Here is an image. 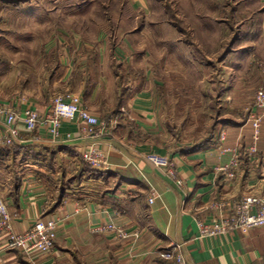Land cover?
Masks as SVG:
<instances>
[{"label": "crops", "instance_id": "obj_1", "mask_svg": "<svg viewBox=\"0 0 264 264\" xmlns=\"http://www.w3.org/2000/svg\"><path fill=\"white\" fill-rule=\"evenodd\" d=\"M194 1L177 0L173 19L152 21L156 11L151 0H129L131 10L144 15H120L112 34L97 33L95 46L85 43L83 28L61 31L60 42L67 36L75 43L72 56L65 51L56 65L47 66L36 89L18 97V107L44 111L58 93L73 91L100 124L93 135H85L83 121L63 119L60 139L53 140L43 129L23 132L6 154L1 152L0 195L7 200L15 230L24 232L44 218L57 222V238L53 253L32 255L6 248L0 239V264H173L162 253L175 242L182 243L187 264H264V226L206 236L198 230L199 220L215 219L216 202L264 196V120L258 152L247 154L258 86L246 98L240 88L243 69L258 73L259 86L264 84V58L257 55L264 54V15H253L248 29L247 24L237 29L238 43H244L242 36L257 35L254 41L234 46L230 38L218 60L222 77L212 83L220 91L210 100L216 107L231 108V114L218 113L206 129L197 128L199 104L191 93L189 69L194 60L211 61L198 44L197 29L186 20L200 11ZM227 16L237 24V15ZM228 20L217 15L210 24L224 28ZM147 30L163 37L156 44V62L151 50L135 41ZM185 33L192 41L183 38ZM244 46L243 58L238 49ZM47 47L53 50V43ZM0 101L11 104L13 98L0 96ZM89 147L104 153L107 167L91 166L97 171L91 172L79 165ZM153 151L174 157L181 183L146 160ZM236 153L239 163L226 179L218 168L231 164ZM153 189L158 195L150 203ZM59 190L63 197L57 202ZM101 225L114 230H94ZM120 228L129 234L117 236Z\"/></svg>", "mask_w": 264, "mask_h": 264}, {"label": "rangeland", "instance_id": "obj_2", "mask_svg": "<svg viewBox=\"0 0 264 264\" xmlns=\"http://www.w3.org/2000/svg\"><path fill=\"white\" fill-rule=\"evenodd\" d=\"M151 1L152 10L156 11L152 21L171 20L174 18L175 10L180 7V5L177 7V0H159L162 3ZM227 1L229 0H196L194 1L196 9L200 11L195 10L194 15H187L188 19H186L192 30L197 29L195 37L198 44L206 49L211 61L201 63L194 60L195 64L193 62L189 69L192 81L191 93L199 104L197 128L206 129L211 116L215 117L218 113L231 114V108L216 107L217 102L210 100L211 94L216 95L220 91L219 85L212 83L213 80L222 77V68L218 66L220 64L218 60L230 38L235 39L234 46L243 43H238V28L247 24L248 29L249 24L254 22L253 15H264V0H236L239 2L238 5L234 3L235 0H231L228 6ZM235 5L237 9L233 10ZM131 7L129 0H0V96L13 98L22 96L23 93L30 94L36 89L37 82L40 81L38 79L44 77L48 67L51 68L60 58L62 59L65 51L72 56L75 43L67 36H63L60 42L62 30H67V27L80 31L84 29L82 38L85 43L95 46L98 40L97 33L109 30L112 34L120 15L143 14L136 10L133 12ZM165 7H168L167 15L163 10ZM181 15L184 18L183 13ZM196 15L199 17L197 18ZM204 15L207 18L208 15L212 16V21L204 18ZM217 15L228 18L229 25L224 28L216 23L211 25L210 22H215ZM226 15H237V24L235 19ZM179 24L182 26V23ZM152 31L147 30L143 36H135V41L140 39V42L151 50L149 52L150 55L152 54L151 59L156 62V57L154 58V55L158 54L156 44L161 42L163 37L162 35L157 37ZM165 34L164 36L168 37L172 35L168 32ZM183 38L191 40L187 33ZM240 38L244 40L243 45H246L249 40L254 41L257 35ZM51 43L53 50L49 51L47 46ZM247 47L238 49L239 53H243L241 54L243 58ZM257 55L264 58L261 52ZM67 57L69 60L68 55ZM241 75L244 77L240 84L241 94L245 98L250 97L258 86L255 96L261 86L260 83L258 84L260 82L258 73L243 69ZM182 94L187 93L183 91ZM2 149L0 148V154ZM79 165L91 166L83 157L82 160L79 159ZM59 168L64 170L65 167L60 163ZM53 181L52 184L58 183L56 180ZM55 184L52 186L55 187ZM54 190L53 188L52 191ZM58 195L60 190L56 197Z\"/></svg>", "mask_w": 264, "mask_h": 264}, {"label": "built area", "instance_id": "obj_3", "mask_svg": "<svg viewBox=\"0 0 264 264\" xmlns=\"http://www.w3.org/2000/svg\"><path fill=\"white\" fill-rule=\"evenodd\" d=\"M19 98L13 97L11 104L0 101V117L4 125L0 126V148L11 149L23 132H35L43 129L53 140L63 135V119H79L83 121L82 129L85 135H93L94 129L100 124L99 117L92 112L88 105L80 101L79 95L73 91H66L53 98L51 106L40 111L27 105L19 109ZM255 109L251 111L249 121L253 132L247 154L253 157L258 152L262 136L264 120V84L259 87L254 98ZM69 136V134H68ZM82 157L94 168L107 167L108 161L104 153L97 147L86 148ZM146 160L155 167L163 169L170 178L181 183L180 171L174 157L170 154L149 152ZM239 163V154L231 164L219 167L218 171L226 174V179L233 176L231 171ZM158 192L153 189L149 202L153 203ZM214 208L217 215L211 223L198 221V230L201 235H216L239 227L264 226V196L246 195L237 199L216 202ZM95 231H113L114 226L101 225ZM117 236L125 237L129 233L124 228L116 231ZM57 238V222L47 221L44 218L36 219L30 228L24 232L15 230L13 215L10 212L7 200L0 195V239L6 248L19 249L27 255L40 251L51 254L55 251ZM182 243L175 242L162 253V256L173 260V264H187Z\"/></svg>", "mask_w": 264, "mask_h": 264}, {"label": "trees", "instance_id": "obj_4", "mask_svg": "<svg viewBox=\"0 0 264 264\" xmlns=\"http://www.w3.org/2000/svg\"><path fill=\"white\" fill-rule=\"evenodd\" d=\"M1 152H3V154H6V152H8V151H7L6 149L3 148V149L1 150ZM84 169L87 170V171H91V172H97L95 169L91 168V166L84 167ZM62 192H63V191H60V195H59V197H58L57 202H58L59 200H61V198L63 197Z\"/></svg>", "mask_w": 264, "mask_h": 264}]
</instances>
